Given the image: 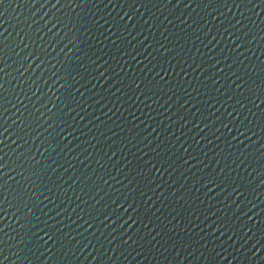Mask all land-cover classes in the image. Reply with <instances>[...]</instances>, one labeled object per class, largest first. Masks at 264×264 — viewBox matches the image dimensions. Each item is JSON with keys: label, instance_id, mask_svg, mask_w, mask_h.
<instances>
[{"label": "water", "instance_id": "water-1", "mask_svg": "<svg viewBox=\"0 0 264 264\" xmlns=\"http://www.w3.org/2000/svg\"><path fill=\"white\" fill-rule=\"evenodd\" d=\"M0 264H264V0H0Z\"/></svg>", "mask_w": 264, "mask_h": 264}]
</instances>
